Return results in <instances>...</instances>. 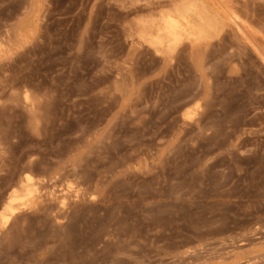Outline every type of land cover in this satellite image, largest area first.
Segmentation results:
<instances>
[{"label":"rangeland","instance_id":"1","mask_svg":"<svg viewBox=\"0 0 264 264\" xmlns=\"http://www.w3.org/2000/svg\"><path fill=\"white\" fill-rule=\"evenodd\" d=\"M0 264H264V0H0Z\"/></svg>","mask_w":264,"mask_h":264},{"label":"bare ground","instance_id":"2","mask_svg":"<svg viewBox=\"0 0 264 264\" xmlns=\"http://www.w3.org/2000/svg\"><path fill=\"white\" fill-rule=\"evenodd\" d=\"M193 2V1H192ZM192 6V3H190ZM186 6V7H182L181 9H176V12L178 13V15H171V14H167L166 16H162L159 22H156L153 26V28H156V32H157V41L154 39V41H156L155 43H157L158 45H168V46H173L177 43L178 41V37H179V32H181V30L184 28H182L181 23L179 21L180 18H182L183 16H180V10L187 12V11H192V7L195 5L190 7ZM196 9V8H195ZM190 14V13H189ZM187 15V14H186ZM192 15V13H191ZM194 15V14H193ZM192 15V16H193ZM199 16V15H198ZM190 18V17H189ZM185 20V18H184ZM201 20V19H200ZM236 21V20H235ZM187 22V21H186ZM202 22V21H201ZM240 23V22H239ZM192 24V23H191ZM149 25V24H148ZM189 25V24H188ZM187 26V24H186ZM192 26V25H191ZM238 27L240 25H237ZM194 28V27H193ZM241 28V26L239 27ZM198 29V28H195ZM189 31V30H187ZM154 44V43H153ZM154 46V45H153ZM206 108V107H205ZM199 118V117H198ZM66 199V198H65ZM59 205V204H58ZM9 211H11V208L9 209ZM15 211V210H14ZM13 214V213H12ZM9 217V216H8ZM3 218V217H2ZM4 221V220H3Z\"/></svg>","mask_w":264,"mask_h":264}]
</instances>
